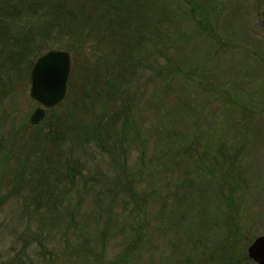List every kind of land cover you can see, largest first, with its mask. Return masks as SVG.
I'll use <instances>...</instances> for the list:
<instances>
[{
    "label": "rangeland",
    "instance_id": "1",
    "mask_svg": "<svg viewBox=\"0 0 264 264\" xmlns=\"http://www.w3.org/2000/svg\"><path fill=\"white\" fill-rule=\"evenodd\" d=\"M195 5L192 16L188 9ZM155 10L156 27L144 29V38L131 52L138 74L131 76L133 65L123 66V90L111 104L95 85L102 70L97 58L78 52L82 44L70 52L61 109L72 122L74 117L88 122L90 111L102 124L114 115L117 129L128 124L121 142L127 150V178L140 181L135 189L144 199L139 216L129 200L112 204L117 223L125 228L122 236L111 232L103 264L134 242L136 249L125 264H213L206 260L213 245L226 237V220L236 226L237 247L246 243V256L250 242L264 236V0H159ZM209 27L216 31L212 38L203 29ZM105 44L115 57L122 41L110 36ZM166 73L171 74L167 79ZM15 85L12 98L0 105V135L10 153L34 147L26 138L33 133L28 120L35 105L22 81ZM74 102L83 109L77 107V112ZM172 131L177 138L167 139ZM190 147L220 153H213L215 162L208 154L194 162L188 157ZM61 149L67 155L72 149L85 162L82 179L75 181L84 198L72 218L85 227L80 235L88 236L105 222L103 218L100 223L98 213L108 200L98 193L111 188L117 164L113 166L109 154L92 146L82 150L67 138ZM35 159L34 154L32 168ZM19 164L11 157L0 159V195L8 190ZM219 169L227 174L226 181L215 186ZM91 177L95 183H83ZM67 190L57 183L51 191L55 195ZM31 191L33 186H21L0 210V264H88L74 250L75 231L67 229L71 215L64 206L73 207V197L59 202L57 211L35 214L25 198ZM138 223L143 225L139 243L134 239Z\"/></svg>",
    "mask_w": 264,
    "mask_h": 264
},
{
    "label": "trees",
    "instance_id": "2",
    "mask_svg": "<svg viewBox=\"0 0 264 264\" xmlns=\"http://www.w3.org/2000/svg\"><path fill=\"white\" fill-rule=\"evenodd\" d=\"M162 1L168 2L169 0ZM157 3L159 0H0V105L3 101L12 98L11 95L17 91L15 84L19 80L22 81L25 92L29 85L28 78L32 65L40 55L51 48H62L70 53L77 44H82L78 52H82L84 55L90 52L93 57L97 58V63L102 70L98 74L100 82L98 81L95 85L98 91L102 90L103 96L107 97L108 104H111L123 90L122 83L125 76L123 75V66L132 67L133 65L131 76L134 77L138 74V70H135L137 63L133 58H130L131 52L137 50L144 38V29L152 26L151 24L156 27L158 13L155 10V5ZM195 8H197L196 5L188 9L191 12L190 15H194ZM203 29L211 38L214 37L215 28ZM110 36H115L116 39L119 38L122 41L118 48L121 50L116 53L115 57L111 56L109 47L105 44ZM166 48L169 47L166 46ZM115 51L113 48V52ZM170 75V73H166L165 78L167 79ZM165 90L167 91L168 88L166 87ZM166 96L168 95L166 94ZM102 99L104 98L102 97ZM73 105L76 111L77 107L83 109L76 102ZM66 112L67 110H62L59 105L49 110L40 125L30 126L33 133L26 138V141L32 142L34 147L31 148L32 146L28 144L29 147L20 153L18 150L10 153L7 143H4L3 136L0 135V159L6 160L11 157L20 161L17 175L6 186L8 190L0 195V210L3 204L11 198L13 199L20 187L25 185L33 186L34 191H31L29 197L25 198L28 200L29 206L33 207L32 212L35 214L57 211L59 202H65L67 197H73L75 205L70 208L64 206V209L71 215L67 229L75 231L76 247L74 250L88 264H103L106 244L111 232L114 235L122 236L125 228V224L117 223L116 216L112 211V204L115 202L124 204L129 200L134 204L136 216L142 214L144 208L143 196L138 194L135 189L140 181L136 182L134 177L132 180L127 178V150L121 142L123 134L125 135L128 131L126 130L128 124L123 122L117 129L115 127L118 121L117 115L111 117L107 124H102L99 115L94 116L90 114V111L88 122L85 120L79 122L75 117V122H72L70 115ZM198 117L200 118V112ZM42 125L46 127V131L43 133L40 131ZM66 138L76 141L82 150L92 146L96 151L109 154L113 166L117 164V169L114 170L116 178L109 182L111 188L98 193L99 197L103 195L108 200L105 208L103 207L104 210L101 209L98 213L100 223L103 218H105V222L100 225L99 229H92L88 236L80 235L85 227L74 223L72 218V213L77 210V202H81L84 198L83 188L77 190L75 181L82 179L81 172L85 168V162L80 157H76L72 149L68 151V155L63 152L61 146ZM168 138L176 139V133L174 131L167 132ZM38 142L42 144L40 147L37 146ZM38 148L40 153L37 156ZM206 149L207 147L204 151H198L197 148L192 150L190 147L192 158L190 155L187 156L190 160L194 158V162H198L200 158L208 154L213 157L211 160L213 159L212 161L215 162L213 153H220V150L206 151ZM34 154L36 155L35 167L32 168ZM143 158L145 156L141 158V161ZM28 173L30 178L28 176L27 179L25 174ZM100 175L97 173V176ZM226 176L227 174L219 169L215 174V186H220L226 181ZM35 177L33 182L32 179ZM135 178L138 177L135 175ZM95 182L94 177H91L88 182L83 181L88 185ZM57 183L65 184L68 186V190L54 195L51 190L53 184ZM65 210L63 211L66 212ZM122 210L124 209L122 208ZM225 224L228 226L226 237L213 245L210 258L206 261L214 262L213 264H245L249 261L242 253L246 243L242 244L240 248L237 247L236 226L232 221L227 220ZM141 227L143 225L139 223L136 227L134 225V234H138L134 235L137 243L140 242L139 229ZM126 230L127 233L129 230L131 231L130 226H127ZM135 245V242L130 246L125 245L124 250L116 259L107 264H125L130 259L132 251L136 249Z\"/></svg>",
    "mask_w": 264,
    "mask_h": 264
},
{
    "label": "water",
    "instance_id": "3",
    "mask_svg": "<svg viewBox=\"0 0 264 264\" xmlns=\"http://www.w3.org/2000/svg\"><path fill=\"white\" fill-rule=\"evenodd\" d=\"M69 75L70 55L63 49L48 50L36 59L28 78V96L36 104L29 117L30 126H38L46 113L63 101ZM246 256L254 264H264V236L248 245Z\"/></svg>",
    "mask_w": 264,
    "mask_h": 264
}]
</instances>
